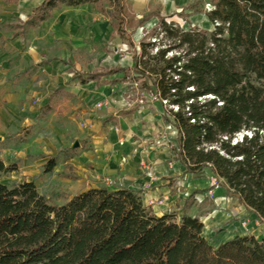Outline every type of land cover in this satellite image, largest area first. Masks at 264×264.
I'll return each mask as SVG.
<instances>
[{"label": "trees", "instance_id": "16d2710c", "mask_svg": "<svg viewBox=\"0 0 264 264\" xmlns=\"http://www.w3.org/2000/svg\"><path fill=\"white\" fill-rule=\"evenodd\" d=\"M83 4L95 5L109 17L113 33L128 41L131 65L75 72L74 78L85 84L113 76L109 83L115 84L130 73L143 77V87L171 116L184 173L210 168L226 195L264 226V0H212L206 12L211 29L190 22L183 28L157 10L135 19L123 0H44L23 27L40 25L61 6ZM152 18L156 22L146 30ZM72 97L64 85L55 86L37 117ZM244 130L250 136L232 142ZM27 141L25 134L16 142ZM60 154L71 159L77 150L49 157L42 172H52ZM18 169L0 157V175ZM201 191L185 198L177 220L172 212L154 213L137 190L120 185L88 187L57 204L34 180L0 181V264H264V236L236 234L218 244L203 236L202 220L189 214Z\"/></svg>", "mask_w": 264, "mask_h": 264}, {"label": "rangeland", "instance_id": "374dc122", "mask_svg": "<svg viewBox=\"0 0 264 264\" xmlns=\"http://www.w3.org/2000/svg\"><path fill=\"white\" fill-rule=\"evenodd\" d=\"M162 1L164 0H155V3L146 4V0H123L127 11L135 19L151 10H157L163 15L172 14V17H167L168 21L173 20L179 26L187 28L188 22H190L189 15L192 13L185 10L186 5L174 4L173 9L169 11L162 9ZM105 5L107 6L108 3L106 2ZM211 5L212 0H194L188 7L193 13H197V21L201 23L200 19L204 18L208 7ZM50 22L52 25H57V33L56 37L49 39L47 48L50 51L49 54L58 55L54 57L58 60L54 64L56 67L62 66L63 71L58 73L51 69V71L44 73L45 75L41 74V77L44 76L46 80L44 86L39 87L36 80L33 83L34 86H30L32 89L29 94L30 99H21L18 104L20 111L25 109V115L21 117V119H25L22 120L23 123L21 122L20 127L12 131L0 132V157L5 163L15 162L19 168L18 171L0 175V181L11 185L24 180H34L41 194L50 202L61 204L73 194L88 187L101 184L116 186L120 183L119 177L106 171L109 162L113 160L112 157L119 150L117 145L107 149L92 146L88 138L79 139L77 137L80 131L76 125L79 124V128L88 134L87 128L90 124L87 120H96L101 122L100 128L107 131L119 126L116 115L126 118L132 113V110L138 107H147L158 98L149 89L143 87V77L130 73L131 75L126 77L125 81L114 84L119 91L120 99L123 98L124 100L123 107H119L117 100L112 101L109 105L95 104L94 101L88 105V101L80 100V98L58 99L54 109L47 117L38 118L36 114L40 109V98H42L44 91L56 83L65 82V78L71 77L72 79H69L67 83L65 82L66 87L70 89L82 88L77 79L74 78L75 72L86 74L110 66L131 65V47L128 45V41L113 33L109 18L93 4L75 8L61 6L55 10ZM155 22L156 18H153L147 21L143 27L149 30ZM211 28L212 24L210 23L209 29ZM141 33L142 27H138L132 33L131 37L135 43L138 42ZM60 60L64 63L69 62V64H62ZM119 76L121 75L117 77ZM112 78L113 76H108L104 77L103 80L109 82ZM70 81L71 83H69ZM33 90L41 92L33 95ZM24 104H26V108L23 107ZM81 110H85V112L83 113ZM27 118L30 119L31 123L27 126L29 130L25 131L24 128L26 127L24 126L28 122ZM164 119L170 122L171 116L165 113ZM246 132L248 133L244 130L234 134L232 142L240 140L243 134H247ZM25 134L28 135V141L17 143V139L22 138ZM174 139H176V133H173V143H170L173 144L170 146L171 149L176 148ZM117 144L119 145V143ZM72 146L77 150L75 157L66 159L64 154H60L57 158V165L52 172H42V166L49 157L55 156L61 150ZM193 176L199 178L200 182L205 180V187L193 190L205 191L194 195L193 205L189 213H192L194 209L197 211L196 216L204 217L207 216L208 211L213 213L215 210L213 215L229 216V221L216 228V233L225 230L227 236L232 235V233L242 235L244 232L255 234L258 238L264 236V226L259 219L251 212L246 211L235 197L226 195L221 179H217L208 171L204 175L198 173L193 174ZM210 189L213 190L212 196L207 193ZM175 191H177L176 188ZM219 200L222 201V204L225 203L222 207L218 204ZM227 212L229 215L226 214ZM209 239L215 243L211 238Z\"/></svg>", "mask_w": 264, "mask_h": 264}, {"label": "crops", "instance_id": "0c3cea01", "mask_svg": "<svg viewBox=\"0 0 264 264\" xmlns=\"http://www.w3.org/2000/svg\"><path fill=\"white\" fill-rule=\"evenodd\" d=\"M43 1L0 0V132L12 131L20 127L19 124L22 120H25L21 119L25 115V109L20 111L18 104L21 99H30L29 94L32 92L30 86L36 80L39 87L44 86L46 80L44 76L41 77V74L51 71V69H54L58 73L63 71L62 66L56 67L54 64L58 61L54 57L58 55L49 54L50 51L47 48L49 39L56 37L57 25H52L50 21L53 18L55 10L59 8L55 9L52 16L48 20L41 22L40 25L29 28L23 27V23L28 16ZM146 1V4H149V2L155 3V0ZM193 1L164 0L162 1V9L171 11L174 4L186 5L185 10L192 13L189 15L192 25L209 29L210 21L206 13L204 18L200 19L201 23H199L197 21V13H193L188 7ZM161 15L163 14L161 13ZM8 24H13L14 26L10 27ZM16 33L18 35H15ZM42 62L44 63L40 65L39 63ZM60 62L62 64H69V62L64 63L62 60ZM103 78L98 82L102 85L97 86L96 84L98 83L89 81L85 84L80 83L81 89L66 87L67 81L72 79V77L65 78L66 83H56L42 93L43 96L40 98L41 102L39 106L41 108L47 101L49 92L55 86L64 85L66 91L73 93L75 98L88 101V105L92 101L95 104L109 105L112 101L117 100L119 107H123L124 100L123 98L120 99L121 97L118 94L117 88L114 84L108 81L105 82ZM40 92L33 90V95ZM23 107L26 108V104ZM81 112L84 113L85 110H81ZM131 112L130 117L127 116L126 118L116 115L119 126L107 131L104 128H100L101 122L96 120H87L88 124H90L87 128L88 134L79 128V124H77L76 126L80 131L77 137L79 139L88 138L90 145L102 149L117 145L119 150L112 157L113 160L109 162L106 171L119 177L120 186L137 190L142 197L143 203L146 205H148L149 199H163L162 204L150 206L153 212L158 215L172 212L176 214V219L179 220L182 213V205L186 197L185 192L190 193L195 188L205 187V180L204 182H200L199 178L194 177L193 174L184 173L185 167L176 157L178 146L176 139H174L176 141V148L171 149L170 147L173 145L170 144L173 143V133H176L177 137L176 128L173 125L172 119L170 122L164 119L165 112L158 99L152 101L147 107H138ZM27 121L24 127L30 125L29 118H27ZM106 140L107 142L105 143ZM207 171L214 176L213 171L208 167L204 168L200 174L204 175ZM173 180L174 183H172ZM175 188L177 191H175ZM218 204L222 207L225 203L222 204V201L219 200ZM244 209L251 212L245 207ZM196 212L193 209V212L189 214L196 216ZM213 213L208 211L207 216L198 217L204 224L203 236L211 238L215 244H218L231 238L235 233H232L230 236H227L225 230L216 233V228L224 222H228L229 216L213 215ZM226 214L229 215L228 212ZM253 235L257 237L255 234Z\"/></svg>", "mask_w": 264, "mask_h": 264}, {"label": "built area", "instance_id": "2783aa9c", "mask_svg": "<svg viewBox=\"0 0 264 264\" xmlns=\"http://www.w3.org/2000/svg\"><path fill=\"white\" fill-rule=\"evenodd\" d=\"M212 8V5L211 6H209L208 7V10H210ZM163 102H165V101H163ZM99 105H101V103H99ZM174 109H177V107H174ZM247 133V132H246ZM249 136H250V133L248 132L247 133ZM242 139V136H241V138H240V140ZM237 140H235L234 142H236ZM212 184H215V182H212ZM208 195H210V196H212L213 194V190L212 189H210V190H208ZM189 195V193L188 192H185V196H188ZM163 203V199H154V198H152V199H149L148 200V205L149 206H153V205H155V204H162ZM244 227H245V224H244ZM244 234H247L246 232H244Z\"/></svg>", "mask_w": 264, "mask_h": 264}, {"label": "water", "instance_id": "95a60500", "mask_svg": "<svg viewBox=\"0 0 264 264\" xmlns=\"http://www.w3.org/2000/svg\"><path fill=\"white\" fill-rule=\"evenodd\" d=\"M76 144H77V142H76ZM76 144H75V145H76Z\"/></svg>", "mask_w": 264, "mask_h": 264}]
</instances>
